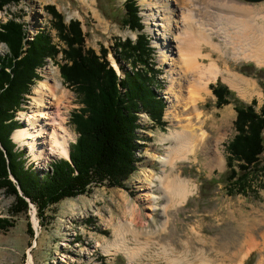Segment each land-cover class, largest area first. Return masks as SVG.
Returning <instances> with one entry per match:
<instances>
[{"label":"rangeland","instance_id":"1","mask_svg":"<svg viewBox=\"0 0 264 264\" xmlns=\"http://www.w3.org/2000/svg\"><path fill=\"white\" fill-rule=\"evenodd\" d=\"M124 1L21 0L19 4L9 5L0 12V23L8 18H15L25 24L28 39L39 30H45L54 43L63 45L51 26V15L44 9L46 5H53L64 16L65 23L71 19L81 22L86 34V47L92 48L96 54H100L101 48H105L110 65L122 76L128 66L118 60L113 45L118 39L136 38V32L122 24ZM144 1L137 0L139 15L144 24L143 32L149 37L154 49V62L159 69L158 86L153 88L164 99L166 110L167 87L171 76L169 71L177 62L169 59L167 62L161 61L162 49L159 44H154V34L147 30L148 24L145 23ZM230 1L242 7L259 9L263 17L258 18V21L264 26V1ZM224 14L233 19L242 18L234 16L232 12ZM207 18L211 23L207 27L211 28L208 32L213 47L203 48V53L209 54L203 63L208 65L213 62L219 69L218 76L210 80L208 85L219 81L228 86L243 103L250 104L255 99V109L259 110L264 100L261 81L264 77L260 78L257 69L264 68V65L249 60L240 53L244 42L240 41L232 19L227 21L215 13L210 17L207 13ZM6 52V45L0 43V55ZM57 61H62L61 54L57 56ZM46 67L53 70L61 80L60 90L72 95L73 108L65 113L71 133L70 147L77 138L71 124V113L82 104L72 89L64 84L55 62L47 59L45 66L37 68L41 79ZM231 78H236L244 87L248 85L250 91L246 95L240 94L228 84L227 79ZM175 88L178 90L179 86ZM183 88L181 93L188 94L189 84H184ZM208 88L209 94L199 104L205 113L204 130L211 138V147L207 150L198 149L187 160L177 159L174 166L167 167L170 176L189 181L194 189L181 203L169 206L165 226L161 224L166 216L161 215L160 209L164 199H159L156 204L158 208L153 210L147 200L140 198V194L143 191L160 194L155 186L150 189L145 187L148 175L158 173L161 167L158 156L165 152L167 144L161 142L160 138L169 129H174V126L165 116V110L164 127L154 126L149 115L140 111V127L137 129L139 147L136 152L139 161L136 170L124 182L126 188L93 185L88 193L65 198L52 205L46 212L48 218L46 223H42L44 225H41L33 205H30L27 213L12 215L10 206L13 197L0 190V217L15 221L13 227L0 230V264H244L252 253V264H264V188L258 187V182L263 177L260 175L256 179L254 187H257V191H249L246 195H230L227 192L225 145L235 134L236 112L233 101L218 106L210 85ZM32 95L31 91L26 96L27 100L22 105L25 110L17 113V119L22 123L21 128L25 125L21 114L31 110ZM215 140L219 143L220 155L214 150ZM15 142L19 149L25 151L27 162H33L40 173L46 171L51 161L65 158L49 155L44 160L36 159L27 146L23 145L24 140ZM260 164H264V153L260 157ZM33 216L36 218V225ZM28 221L32 224L34 237L28 232ZM129 221H132L130 225ZM115 239L120 242L118 247L113 244ZM127 250L133 254L131 261L126 254Z\"/></svg>","mask_w":264,"mask_h":264},{"label":"trees","instance_id":"2","mask_svg":"<svg viewBox=\"0 0 264 264\" xmlns=\"http://www.w3.org/2000/svg\"><path fill=\"white\" fill-rule=\"evenodd\" d=\"M21 0H0V11ZM51 15V26L58 40L54 43L45 30L32 39L23 22L8 18L0 23V43L7 52L0 55V190L13 197L12 215L27 213L30 204L36 208L41 225L46 212L65 198L88 193L93 185L126 188L124 182L136 170L137 129L140 111H145L154 126L164 127L165 101L155 91L159 69L154 62V49L143 32L137 0L124 1L122 24L136 32L134 40L118 39L113 45L118 60L127 64L122 76L110 65L108 51L101 53L86 47V34L81 22L64 16L55 6H44ZM61 54V62L57 56ZM47 59L59 67L64 84L72 89L82 106L71 113V124L77 134L69 147V160L55 159L49 171L40 173L27 162L26 153L12 140V132L22 127L16 118L31 94L36 81L41 80L37 68ZM252 65V64H251ZM260 78L264 68L257 69ZM264 87V79L261 80ZM218 106L234 102L235 134L226 143V183L230 195L248 194L264 188V100L259 110L256 100L240 101L228 86L217 81L210 84ZM28 166L26 167V165ZM11 176L15 179L13 181ZM12 218L0 217V230L14 226ZM29 234L34 237L30 221ZM253 253L244 264H252Z\"/></svg>","mask_w":264,"mask_h":264},{"label":"bare ground","instance_id":"3","mask_svg":"<svg viewBox=\"0 0 264 264\" xmlns=\"http://www.w3.org/2000/svg\"><path fill=\"white\" fill-rule=\"evenodd\" d=\"M144 4L146 6L143 15L145 23L148 24L147 30L153 32L154 44H159L162 49L161 61L167 62L169 59L177 62L172 70L169 69L171 76L165 110V116L171 120L174 129H169L160 138L161 142L167 144L165 152L158 156L161 167L158 173L148 175L145 187L150 189L155 186L160 194H151L149 191L140 194V198L147 200L153 210L158 208V200L164 199L160 209L161 215L166 216L161 224L165 226L169 206L181 203L194 189L189 181L170 176L167 167L174 166L177 159L187 160L198 149L207 150L211 147V138L204 130L205 113L200 109L199 102L202 103L209 94L208 82L218 76L219 69L213 62L208 65L203 63L209 57V54L203 53V48L213 47L208 32L211 28L207 27L211 23L206 19V14L210 17L215 13L227 21L232 19L240 41L244 42L240 53L261 65H264V26L258 18L263 15L256 7H242L230 0H145ZM226 12L242 18L233 19L232 16L224 14ZM41 75L42 79L32 90L31 110L21 114L25 125L17 129L12 137L15 141L24 140L23 145L27 146L36 159L44 160L49 155L68 158L71 133L65 113L73 108L72 95L68 91L60 90L62 82L49 67ZM236 80L231 78L227 82L240 94L246 95L250 87H244ZM184 84L190 86L188 94L185 95L181 93ZM175 86H179L178 90ZM218 144L215 140L214 150L220 155ZM33 222L37 224L35 216ZM131 223L129 221L128 225ZM113 244L118 247L120 242L115 239ZM126 254L131 261L132 252L127 250Z\"/></svg>","mask_w":264,"mask_h":264},{"label":"water","instance_id":"4","mask_svg":"<svg viewBox=\"0 0 264 264\" xmlns=\"http://www.w3.org/2000/svg\"><path fill=\"white\" fill-rule=\"evenodd\" d=\"M243 1H245V2H248V3H259V2H261V1H264V0H243ZM14 132V131H13ZM13 132H12V134H13ZM0 147H1V145H0ZM68 160H69V157L67 158ZM11 179L13 180V181H15V179L11 176ZM32 205V204H31ZM36 209V208H35Z\"/></svg>","mask_w":264,"mask_h":264},{"label":"built area","instance_id":"5","mask_svg":"<svg viewBox=\"0 0 264 264\" xmlns=\"http://www.w3.org/2000/svg\"><path fill=\"white\" fill-rule=\"evenodd\" d=\"M46 171H49V168H47Z\"/></svg>","mask_w":264,"mask_h":264}]
</instances>
